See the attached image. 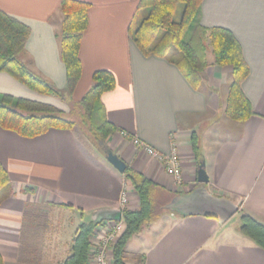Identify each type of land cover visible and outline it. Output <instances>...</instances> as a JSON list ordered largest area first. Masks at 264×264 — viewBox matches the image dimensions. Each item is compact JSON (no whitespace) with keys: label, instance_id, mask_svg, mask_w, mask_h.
Here are the masks:
<instances>
[{"label":"crops","instance_id":"obj_1","mask_svg":"<svg viewBox=\"0 0 264 264\" xmlns=\"http://www.w3.org/2000/svg\"><path fill=\"white\" fill-rule=\"evenodd\" d=\"M87 3L88 26L82 36L80 78L70 96L79 100L96 70H108L115 87L101 96L107 120L120 131L104 142L126 166L144 174L172 197L198 185L197 162L190 144L199 134L208 190L234 200L241 212L264 223V0H202L200 23L230 30L242 47L249 75L242 90L256 113L244 122L224 113L231 67L209 65L194 88L174 63L144 55L132 40L138 0H78ZM61 0H0V10L25 23L30 34L21 59L58 89L65 87L58 34ZM206 59L211 62L208 52ZM0 92L46 101L0 72ZM207 125L199 131L201 119ZM200 128V127H199ZM201 132V133H200ZM163 154L177 150L182 183L161 163L145 155L131 138ZM105 147L78 137L74 129L51 128L27 138L0 128V162L12 192L0 203V254L4 264H58L71 253L82 222L116 217L126 186L124 209H136L138 196L123 173L106 159ZM165 205V204H164ZM237 211V212H238ZM88 218V219H86ZM87 220V221H86ZM112 221V220H110ZM239 226V225H238ZM228 220L202 215L161 213L134 234L125 250L126 264H264V250Z\"/></svg>","mask_w":264,"mask_h":264},{"label":"trees","instance_id":"obj_2","mask_svg":"<svg viewBox=\"0 0 264 264\" xmlns=\"http://www.w3.org/2000/svg\"><path fill=\"white\" fill-rule=\"evenodd\" d=\"M181 4L179 21H174L176 7ZM202 0H138L137 11L142 9L141 20L129 33L144 55H155L174 63L185 78L197 88L202 70L209 65L230 66L231 82L225 100L224 113L233 121L244 122L256 113L242 90V83L249 75L242 47L233 33L224 27H205L200 23ZM62 15L58 34L60 58L64 64L66 82L58 89L41 76L32 72L21 59L30 28L15 17L0 10V72H5L32 91L47 96L70 97L82 71L79 56L82 36L88 26L87 3L78 0H61ZM210 52L211 62L206 56ZM115 87L114 75L108 70H96L91 75V86L83 96L73 101L66 114L56 106L0 92V128L20 136L32 138L51 128L72 130L75 126L96 142L105 140L116 131L101 103V96ZM190 144L194 160H202L199 134L192 132ZM106 151H109L105 147ZM124 176L138 196L136 209H124V231L113 246V264H126L125 250L129 239L152 223L163 212L164 203L155 205L164 193L161 187L144 174L126 166ZM12 192L11 180L0 162V203ZM102 223V222H100ZM100 223L82 222L76 229L71 253L58 264H86L89 259L90 238ZM238 231L264 250V223L242 212ZM0 264L3 258L0 254ZM137 264H144V257H137Z\"/></svg>","mask_w":264,"mask_h":264},{"label":"water","instance_id":"obj_3","mask_svg":"<svg viewBox=\"0 0 264 264\" xmlns=\"http://www.w3.org/2000/svg\"><path fill=\"white\" fill-rule=\"evenodd\" d=\"M105 159L118 172L124 173L126 169L125 162L112 151H106ZM196 180L198 185L190 192L172 197L168 203L163 205V208L181 216L202 215L212 217L221 224L230 219L239 210V206L234 200L225 196L214 195L208 190L206 186L208 176L203 160L197 163ZM115 211L117 213L116 217H108V220H120L121 210L117 209ZM102 220L103 217L98 218L94 223H100Z\"/></svg>","mask_w":264,"mask_h":264},{"label":"built area","instance_id":"obj_4","mask_svg":"<svg viewBox=\"0 0 264 264\" xmlns=\"http://www.w3.org/2000/svg\"><path fill=\"white\" fill-rule=\"evenodd\" d=\"M120 132L122 136H128L125 132ZM131 142L139 151L161 163L165 172L174 179L176 184L182 183V165L175 148H172L169 154H163L136 137H132ZM119 202L121 205L119 208L121 210L120 220L104 221L96 227L90 238L89 259L86 264H113V246L125 228L122 211L127 203L126 186L121 191Z\"/></svg>","mask_w":264,"mask_h":264},{"label":"rangeland","instance_id":"obj_5","mask_svg":"<svg viewBox=\"0 0 264 264\" xmlns=\"http://www.w3.org/2000/svg\"><path fill=\"white\" fill-rule=\"evenodd\" d=\"M181 11H182V5L179 4L176 7L175 12H174V16H173L174 21H179L180 20ZM143 14H144V11L142 9H140L137 12V14H136V16L134 18L133 28L141 20ZM46 101H49V102H52V103H56L59 106H62L63 109H60V108L59 109L64 111L66 114H68V112H70V108L72 107L71 104L73 102L71 100V98L68 97L67 95L64 96L63 98H59L57 96H51V98H47ZM206 125H207L206 120L204 121L203 118H202L201 121L199 122V124L196 125V127H197V129H199V131H201V129L204 128ZM74 131L76 132V134L78 135L79 138L87 140V142L94 144L98 149L102 150L105 147L104 142H102V141H100V142L94 141L92 137H90L89 135H87L85 133L83 128H80L79 126H75L74 127ZM168 199H169V196L168 195H164L162 198L158 199L155 202V205L158 206L159 204L164 203ZM241 213H242L241 211H238L230 219H228L229 224H231L234 227L238 226L239 223H240V215H241ZM86 219H88V218H86Z\"/></svg>","mask_w":264,"mask_h":264}]
</instances>
